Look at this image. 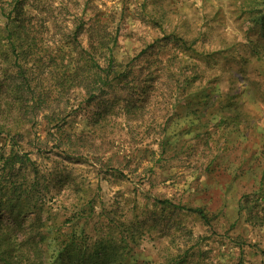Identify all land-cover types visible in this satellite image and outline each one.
I'll return each mask as SVG.
<instances>
[{
  "label": "rangeland",
  "instance_id": "374dc122",
  "mask_svg": "<svg viewBox=\"0 0 264 264\" xmlns=\"http://www.w3.org/2000/svg\"><path fill=\"white\" fill-rule=\"evenodd\" d=\"M24 1L40 44L51 49L65 36L73 40L79 25L83 49L95 20L118 27L114 56L136 78L106 96L109 110L98 122L95 104L82 105L74 89L60 104L69 99L60 130L41 116L26 127L19 144L33 166L4 173L10 142L0 135V222L27 227L40 218L51 230L54 264L66 243L70 253L98 248L90 259L97 264H264L263 230L239 212L243 197L254 202L250 169L263 143L264 32L251 9L264 11V0ZM185 77L191 86L178 81ZM198 90L230 98L252 132L242 138L219 121L217 103L198 126L202 98L186 97ZM12 184L31 190L9 214ZM33 199L41 211L26 204ZM187 208H202L208 225Z\"/></svg>",
  "mask_w": 264,
  "mask_h": 264
},
{
  "label": "trees",
  "instance_id": "16d2710c",
  "mask_svg": "<svg viewBox=\"0 0 264 264\" xmlns=\"http://www.w3.org/2000/svg\"><path fill=\"white\" fill-rule=\"evenodd\" d=\"M248 1L251 5L256 3V0ZM254 10L251 9L255 14L253 22L264 32V11ZM34 19L35 16L25 6L24 0H0V135H4L10 142L9 152L1 162L2 170L4 173L8 170L7 174L15 164L22 168L33 166L28 153L21 150L19 144L21 132L26 127L33 128L41 116L47 123L53 122L52 126L56 130L62 128L64 117L61 116L69 99L65 105L60 104L67 92L76 89L83 96L82 105L93 107L95 104L97 110L94 115L98 122L105 118L109 110V107L102 104L107 103L106 96L116 89L125 90L132 83L131 80L136 78L134 67L129 62H120L114 56L118 27L111 30L107 24H99L95 20L88 28V44L83 49L78 42L82 29L79 25L72 33L73 40L65 36L60 45L51 49L46 44H40L39 26ZM135 58H140V55ZM178 81L184 83L185 87L193 83L192 77ZM202 91L186 95L188 100L202 98L203 108L197 118L203 119L198 126H204L208 120L207 109L217 103L219 121L225 124L228 122L242 138L252 132L253 125L247 114L236 103L229 102L230 98L214 93L203 94ZM194 114H198L197 111ZM260 135L263 137L262 149L254 157L257 164L250 169L255 173L257 181V188L253 191L254 202L248 196L243 197L239 203V212L243 214L245 223L263 230L264 236V133ZM166 145H169L168 138L167 142L161 141V149L166 148ZM36 185L32 184L33 190ZM2 190L0 187L1 194ZM29 190L31 186L22 191L14 187V184L11 185L10 195L5 201L9 214H14L17 208L24 205L23 198L29 197ZM163 203L170 204L168 201ZM26 204L35 205L38 212L42 210L36 199ZM186 211L196 214L208 225V215L202 208H187ZM50 236L51 230L45 228L40 218H35V222L27 227L19 223L6 225L0 222V264H54V260L50 262L48 254L50 244L47 239ZM69 248L70 245L66 243L56 251L59 259L57 264H97L90 259L99 255L98 248L92 253L80 248L70 253Z\"/></svg>",
  "mask_w": 264,
  "mask_h": 264
}]
</instances>
